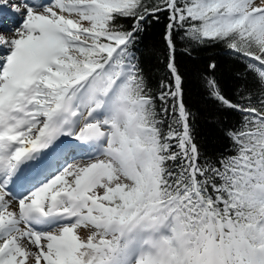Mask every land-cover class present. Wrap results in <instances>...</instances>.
Returning <instances> with one entry per match:
<instances>
[{"label": "snow or ice", "instance_id": "obj_1", "mask_svg": "<svg viewBox=\"0 0 264 264\" xmlns=\"http://www.w3.org/2000/svg\"><path fill=\"white\" fill-rule=\"evenodd\" d=\"M206 44L257 76L200 72L211 154L177 61ZM0 264H264V0H0Z\"/></svg>", "mask_w": 264, "mask_h": 264}, {"label": "trees", "instance_id": "obj_2", "mask_svg": "<svg viewBox=\"0 0 264 264\" xmlns=\"http://www.w3.org/2000/svg\"><path fill=\"white\" fill-rule=\"evenodd\" d=\"M126 27L132 21L122 20ZM167 23L166 17L161 16L160 22L152 21L139 37L137 45L138 55L143 59L146 69L151 77L152 85L155 87L166 72L165 69V45L163 32ZM184 48L185 45H181ZM217 64L216 76L221 81L225 90L234 93L238 84L247 82L249 86L256 84L257 76L247 69L245 62L230 54L224 46L206 44L186 54L177 52V61L181 70L187 74L185 101L198 118L195 121L196 134L205 150L211 154L221 150L223 142L215 119L221 115L213 101L207 98L206 93L200 86L199 74L210 61ZM227 117V114H225Z\"/></svg>", "mask_w": 264, "mask_h": 264}]
</instances>
